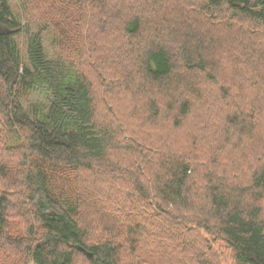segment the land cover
<instances>
[{
  "label": "trees",
  "instance_id": "1",
  "mask_svg": "<svg viewBox=\"0 0 264 264\" xmlns=\"http://www.w3.org/2000/svg\"><path fill=\"white\" fill-rule=\"evenodd\" d=\"M197 1L0 0V264H264V0Z\"/></svg>",
  "mask_w": 264,
  "mask_h": 264
},
{
  "label": "rangeland",
  "instance_id": "2",
  "mask_svg": "<svg viewBox=\"0 0 264 264\" xmlns=\"http://www.w3.org/2000/svg\"><path fill=\"white\" fill-rule=\"evenodd\" d=\"M192 1H195V3H199L197 0H192ZM243 26H245V25H243ZM50 36L47 38V45H48V47H49V50L52 52V53H54V55L56 56V57H60V55L62 54V50H61V48L59 47V45H58V43L56 42V40H54V38H53V36H52V34L50 33L49 34ZM238 35H233L232 36V38L233 39H236V37H237ZM62 55H64V56H66V57H68L69 59H76L77 60V54L75 53V55L73 56V54L72 53H66V54H64V52H63V54ZM208 85V84H207ZM202 86V85H201ZM206 85H205V91H206ZM209 89H210V87H209ZM212 89V88H211ZM213 91V90H212ZM207 92H209V91H207ZM216 93L213 91V93L211 94V95H215ZM205 96V95H204ZM24 100H25V105L26 106H31V105H34V103L35 102H40V101H44V98H43V95L37 90V91H33V92H28L26 95H25V98H24ZM195 101V100H194ZM209 104V103H208ZM222 253H224V254H227L228 252H222ZM190 257H192V254H191V256ZM191 259V258H190ZM78 264H81V263H78Z\"/></svg>",
  "mask_w": 264,
  "mask_h": 264
},
{
  "label": "water",
  "instance_id": "3",
  "mask_svg": "<svg viewBox=\"0 0 264 264\" xmlns=\"http://www.w3.org/2000/svg\"><path fill=\"white\" fill-rule=\"evenodd\" d=\"M11 32H12V30L9 29L8 27L0 26V34H8V33H11ZM87 254H88V256L92 255L91 252H88Z\"/></svg>",
  "mask_w": 264,
  "mask_h": 264
}]
</instances>
